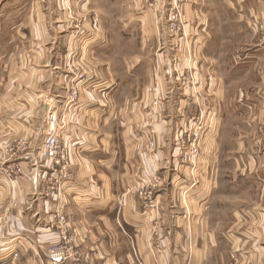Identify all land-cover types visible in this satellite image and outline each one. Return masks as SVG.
<instances>
[{
	"label": "crops",
	"instance_id": "1",
	"mask_svg": "<svg viewBox=\"0 0 264 264\" xmlns=\"http://www.w3.org/2000/svg\"><path fill=\"white\" fill-rule=\"evenodd\" d=\"M3 1L0 264H48L60 213L61 264H264V0ZM206 101L192 171L180 149ZM51 111L67 180L42 150Z\"/></svg>",
	"mask_w": 264,
	"mask_h": 264
},
{
	"label": "built area",
	"instance_id": "2",
	"mask_svg": "<svg viewBox=\"0 0 264 264\" xmlns=\"http://www.w3.org/2000/svg\"><path fill=\"white\" fill-rule=\"evenodd\" d=\"M169 15L168 20L170 25L175 28L178 22H180V16L179 13H172ZM77 92L74 87L70 88L69 92V99L68 101H72L76 98ZM161 102V97H157L153 105L158 104ZM47 130L45 134V138L42 143V150L43 154L50 162L51 166L54 168H57L58 170V177L62 179H70V173L68 171V151L64 145V142L59 135V125L62 124L59 123L57 116L54 114V112H49L47 115ZM194 138H198L201 135L200 129L195 130L193 133ZM152 145V142H150V146ZM183 161H189L194 154L196 153L194 151H190L189 149H182ZM158 177L153 175L150 179L144 180V187L147 186L146 195L150 194V189H155L157 187ZM146 188V187H145ZM120 205L124 204V196L120 197ZM152 201H149V205H152ZM60 213V212H59ZM59 219V228H60V239L61 242L50 245L46 252V258L48 261V264H60L66 259H76V253L72 249V247L69 245V239L66 236V227H65V217L62 213L58 215ZM92 264V263H90Z\"/></svg>",
	"mask_w": 264,
	"mask_h": 264
},
{
	"label": "rangeland",
	"instance_id": "3",
	"mask_svg": "<svg viewBox=\"0 0 264 264\" xmlns=\"http://www.w3.org/2000/svg\"><path fill=\"white\" fill-rule=\"evenodd\" d=\"M70 1L71 0H69V2ZM3 2H4L3 0H0V8H1ZM170 12H172V13H174V12L175 13H179V16H180V22L177 23V25L175 26V28H173V26L170 25L169 20H168L169 15H171ZM29 14L31 15V14H33V12H30ZM71 17H72V19L74 21H71L70 22V28H72V29H70V31L71 32L73 31V33H78V34L79 33H82V34H84V32L82 30L83 28L80 27V25H79V24H81V21L78 22V20H76L78 18H76L74 15H72ZM167 20H168V29L171 32H174L176 34H181V32L183 30V24H184V22L182 21L181 11H180L179 6L174 5V6L171 7V9L168 11ZM51 23H49L48 26L52 25V27H53V24H51ZM48 29H50V28H48ZM188 43H189L188 40L186 38H184L183 39V44L184 45L186 44V46H187ZM178 46H179V40H178ZM195 83H196V78L194 77L193 69L191 67H186L181 72V76L179 78V85L182 86V87H184V86H186L188 84V85H190V86L193 87V85ZM158 96L161 97L160 95H158ZM197 97H200L198 93H195L192 96V98L194 99L195 104H196ZM161 101H162V97H161ZM208 105L209 104L206 101L205 102V107L204 108L203 107L200 108L202 111H200L196 116H194L193 118H191L189 121L187 120L186 128H185V131H184L185 132V136H184L185 138H184V147L183 148L189 149L190 151H194L195 150V152H196L194 154V156L189 161L187 160L186 162H184V164H188L190 166L189 168L192 171L195 168V160H196V157H197L198 154H200V151L202 149V147L200 145V142L202 141V139L204 137V134L206 135L207 130L211 127V121L207 117V114H208ZM151 106H154L153 103L151 104ZM207 121L210 123L209 126L207 124ZM197 129H200L201 135L198 138H194L192 133L195 130H197ZM180 152H181V155L183 156V152H182L181 149H180ZM158 251H161V250H158ZM137 263L138 264H141V262H139L138 260H137Z\"/></svg>",
	"mask_w": 264,
	"mask_h": 264
},
{
	"label": "bare ground",
	"instance_id": "4",
	"mask_svg": "<svg viewBox=\"0 0 264 264\" xmlns=\"http://www.w3.org/2000/svg\"><path fill=\"white\" fill-rule=\"evenodd\" d=\"M76 92H77V90H76ZM77 96V95H76ZM51 112H53V111H51ZM66 147V146H65ZM61 264V263H60Z\"/></svg>",
	"mask_w": 264,
	"mask_h": 264
}]
</instances>
